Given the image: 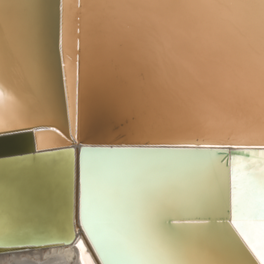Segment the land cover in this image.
<instances>
[{"label": "snow or ice", "instance_id": "obj_1", "mask_svg": "<svg viewBox=\"0 0 264 264\" xmlns=\"http://www.w3.org/2000/svg\"><path fill=\"white\" fill-rule=\"evenodd\" d=\"M96 2L97 87L156 146L80 149L78 224L104 264H264V0ZM43 7L35 0L21 16L0 0V136L57 134L36 127L55 114ZM63 27L58 43L76 31L82 48L89 28L69 9ZM61 78L75 131L80 66L70 49ZM7 172L0 162V219L42 212L43 181L9 184ZM74 239L69 224L45 243ZM27 246L0 231V249ZM75 246L80 264H93L84 240Z\"/></svg>", "mask_w": 264, "mask_h": 264}, {"label": "water", "instance_id": "obj_2", "mask_svg": "<svg viewBox=\"0 0 264 264\" xmlns=\"http://www.w3.org/2000/svg\"><path fill=\"white\" fill-rule=\"evenodd\" d=\"M15 6L21 16L28 14V5L35 0H22ZM66 0H60L57 13V0H39L44 5L43 44L48 66L51 73L52 95L55 103V114L36 121V127L57 129V134L39 137L31 132L23 131L6 136H0V162L7 165V175L3 177L9 184L23 178L29 183L41 180V187L46 189L48 197L44 202V210L40 213H24L17 215L12 211L4 213L0 219V231L5 238L10 235L18 244L28 245L12 249H0V253L17 251L19 249L37 248L55 245L45 243L53 235L59 234L71 225L75 232L78 228L76 215V177L80 149L119 148V147H150L156 146L150 138L133 135L130 124L136 118L135 113L124 116L112 108H106V102L97 87L99 75L98 57L95 46V34H84L82 48H75V56L79 60L80 78L78 80L76 127L65 107L64 81L61 78V66L64 62V51L67 44L61 46L58 38L64 35L63 12ZM72 5L81 6V0H72ZM80 27V26H79ZM78 27V28H79ZM77 42L81 36L77 33ZM70 41V40H69ZM102 99H104L102 101ZM85 116V121H84ZM85 123L82 124V123ZM63 133V137L59 136ZM62 143L52 146V143ZM251 147V146H248ZM230 152L236 149H229ZM257 151L259 148L257 146ZM71 153L70 157L68 153ZM69 160L71 171L69 173ZM231 156L228 158L230 167ZM209 163L225 162L209 158ZM230 219V218H229ZM85 233V232H84ZM87 237V236H86ZM88 239V238H87ZM86 248L93 253L83 237ZM90 246L100 264L104 261L96 252L91 241ZM76 238L73 240V244ZM63 244V243H60ZM76 244V243H75ZM95 260V259H94ZM96 261V260H95ZM96 261V264H99Z\"/></svg>", "mask_w": 264, "mask_h": 264}, {"label": "bare ground", "instance_id": "obj_3", "mask_svg": "<svg viewBox=\"0 0 264 264\" xmlns=\"http://www.w3.org/2000/svg\"><path fill=\"white\" fill-rule=\"evenodd\" d=\"M67 3L65 4L64 8L62 9L63 12V20L65 18V9H69L71 13L73 14V20L75 22L76 27L78 28L81 26V23L85 25L86 28H89L88 31L85 32V35L88 36L89 32L91 34V29L89 27L90 25V18L94 16L96 10L100 7V5L96 2V0H86L85 3L81 4L79 10L77 11V5H72V0H66ZM65 1V2H66ZM19 2V5L23 3L22 0H5V4L10 6L14 11H16L17 3ZM77 4V0H76ZM82 8L86 9V12L84 13L85 19L81 21L79 14H81ZM77 32L73 31L71 34V38L68 39V45L66 49H70L72 54L75 56V46L73 44V41L77 42ZM70 40V41H69ZM18 89L21 92L23 96L29 99V101L33 104V107H38L37 103L35 102V97L32 96L31 92L24 86L23 82H20L18 84ZM104 99H102L103 101ZM106 102V100L104 101ZM106 108H111L109 104L106 102ZM48 116L41 115L40 119L45 118ZM85 121V116H84ZM85 125V122L82 123ZM86 126V125H85ZM62 143H52V146H58ZM85 239V241L88 243L92 253L87 249L88 254L91 256L93 264H96V261L99 263L97 259L94 249L89 244V241L86 237V234L78 224V228L75 229V238L76 242L70 243V244H55V245H48V246H40L35 248H27V249H19L17 251H8L0 253V264H80L79 261V251L76 248V244L79 240ZM96 261H95V260ZM100 264V263H99Z\"/></svg>", "mask_w": 264, "mask_h": 264}, {"label": "rangeland", "instance_id": "obj_4", "mask_svg": "<svg viewBox=\"0 0 264 264\" xmlns=\"http://www.w3.org/2000/svg\"><path fill=\"white\" fill-rule=\"evenodd\" d=\"M86 123V122H85Z\"/></svg>", "mask_w": 264, "mask_h": 264}]
</instances>
